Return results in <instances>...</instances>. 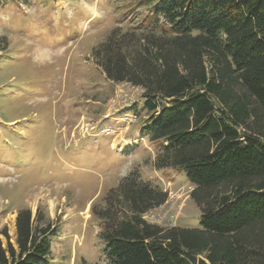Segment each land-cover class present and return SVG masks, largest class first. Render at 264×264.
Instances as JSON below:
<instances>
[{"label":"trees","instance_id":"1","mask_svg":"<svg viewBox=\"0 0 264 264\" xmlns=\"http://www.w3.org/2000/svg\"><path fill=\"white\" fill-rule=\"evenodd\" d=\"M143 1L148 15L91 55L141 90L154 166L191 183L200 226L146 221L168 193L130 173L92 211L105 264H264V0ZM56 232L19 210L0 264H48Z\"/></svg>","mask_w":264,"mask_h":264},{"label":"rangeland","instance_id":"2","mask_svg":"<svg viewBox=\"0 0 264 264\" xmlns=\"http://www.w3.org/2000/svg\"><path fill=\"white\" fill-rule=\"evenodd\" d=\"M143 0H0V241L19 210L56 228L48 264H105L107 193L138 173L168 193L161 227L199 228L183 174L157 170L141 90L109 81L93 48L148 15Z\"/></svg>","mask_w":264,"mask_h":264},{"label":"built area","instance_id":"3","mask_svg":"<svg viewBox=\"0 0 264 264\" xmlns=\"http://www.w3.org/2000/svg\"><path fill=\"white\" fill-rule=\"evenodd\" d=\"M146 221H148L149 223H162L161 220L165 218H161L159 219V216L157 217L153 212H148L147 214L144 215L143 217Z\"/></svg>","mask_w":264,"mask_h":264}]
</instances>
